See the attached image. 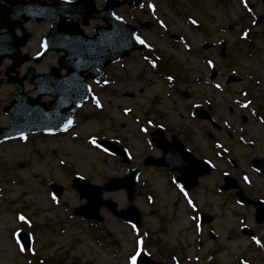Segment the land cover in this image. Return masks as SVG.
Listing matches in <instances>:
<instances>
[{
  "label": "rangeland",
  "instance_id": "374dc122",
  "mask_svg": "<svg viewBox=\"0 0 264 264\" xmlns=\"http://www.w3.org/2000/svg\"><path fill=\"white\" fill-rule=\"evenodd\" d=\"M103 1L95 0L97 8ZM114 12L137 28L143 48L107 66L101 82L88 79L89 98L67 130L0 143V264L47 258L62 264H131L135 251L164 264H264V220L258 223L255 206L237 195L264 201V173L250 165L264 158L260 0H143L139 7L124 5ZM102 24L92 18L82 28L92 35ZM28 30L34 34L26 51L34 53L47 26L32 23ZM60 54L45 55L37 71L56 66ZM157 54L177 65L180 78L170 80L157 70ZM5 66L1 63L0 76ZM231 74L238 79L228 81ZM13 89L0 86V126L8 123L3 107ZM200 108L211 120L200 117ZM157 127L211 164L191 190L175 186L166 168L142 165L145 157L161 155L149 138ZM102 138L121 145L128 162L101 148ZM128 167L140 169L132 203L141 212V228L104 208L101 223L73 215L86 202L71 186L74 176L102 185ZM224 175L233 177L237 188L222 190ZM102 196L118 210L128 205L124 190ZM21 214L29 219L22 221ZM200 214L211 221L200 223ZM31 223V249L22 251L12 232ZM244 227L251 234L243 233Z\"/></svg>",
  "mask_w": 264,
  "mask_h": 264
},
{
  "label": "water",
  "instance_id": "95a60500",
  "mask_svg": "<svg viewBox=\"0 0 264 264\" xmlns=\"http://www.w3.org/2000/svg\"><path fill=\"white\" fill-rule=\"evenodd\" d=\"M38 2V0H32L31 2L17 0L15 3H19L20 6H16L15 8L17 9H12L11 12H15L16 15L22 18L24 17V20L28 18L38 21L45 19L51 23V30L46 40V45L51 49L65 52V55L62 56L64 60L59 62L61 66L68 69V74L61 78L57 77L58 74L55 72L48 75L49 78L53 77L59 81L64 80L61 83L62 93L58 94V97L50 104L48 110L44 109L42 104L34 103L27 95L21 94V85H19V89L13 94L14 101L11 106L5 109L10 115V123L8 128H0V140L39 129L54 131L67 127L76 108L86 99L89 92V87L85 83V79L89 75L83 76L82 72L89 68H97L100 71V75L96 78L101 79L102 68L105 65L128 54L129 51L141 47V44L135 38V29L121 19L116 18L112 12L114 6L126 2L131 5H137L141 3V0H122V2L106 0L102 11H97L92 1L85 0L71 2L55 0L50 4ZM30 3L32 4L28 5ZM90 16L102 17L108 24L107 28L96 27L97 34L92 38L85 37L82 30L79 29V24H86ZM2 24L0 22V27ZM3 25L9 27V33L0 37V60L5 56L12 57L13 64L7 70V73H9L10 70L20 66L22 60H19L21 57L18 54L19 41L12 35L13 26L9 24ZM37 77L35 79L31 78L36 85L32 92L36 93L39 99L44 94L42 87L45 78ZM100 142L108 149L123 154L121 148L115 147L112 143ZM164 144L166 142L162 139L159 145L165 149ZM174 144L179 148V151H184L182 159L169 156L168 151L165 150L162 158L153 159L149 157L144 164L167 165L176 172L179 178H183L184 175L190 179L189 183L191 184H188L187 187H192L197 184L198 176L209 172L207 163L185 153L183 146L177 139H174ZM252 165L264 172V159H254ZM202 168L205 169L202 170ZM137 173V170H129L124 178L110 179L103 186L92 185L79 177L75 178L73 186L79 190L81 197H85L88 200L85 205L77 208L75 212L89 218L99 219L97 211L101 206L106 205L115 211L116 204L114 202L110 199L103 200L101 198L103 190L112 191L124 188L127 191L128 200L132 201ZM234 186H236L235 180L231 177H226L223 189H229ZM241 199L246 203L251 202L255 205L256 220L261 222L264 219V203L252 202L243 195H241ZM118 215L126 219H132L139 224V212L132 205H129L127 211H122ZM209 220L210 217H204V221ZM141 264L154 263L142 257Z\"/></svg>",
  "mask_w": 264,
  "mask_h": 264
},
{
  "label": "flooded vegetation",
  "instance_id": "af4514ba",
  "mask_svg": "<svg viewBox=\"0 0 264 264\" xmlns=\"http://www.w3.org/2000/svg\"><path fill=\"white\" fill-rule=\"evenodd\" d=\"M29 24H32V23H31V22H28V23L25 24V28H26V29H25V32H24V33H25V34H26V33H29V34H30V37H29V40H30V39L32 38L34 32L28 30V25H29ZM32 27L35 28V26H32ZM17 33L20 34L19 31H17ZM43 35H44V34H41V35L39 36V38H38L39 43L41 42V39H42Z\"/></svg>",
  "mask_w": 264,
  "mask_h": 264
},
{
  "label": "snow or ice",
  "instance_id": "6c2138e0",
  "mask_svg": "<svg viewBox=\"0 0 264 264\" xmlns=\"http://www.w3.org/2000/svg\"><path fill=\"white\" fill-rule=\"evenodd\" d=\"M193 23H195V21H193ZM136 39L139 40L140 43H142V44L144 43V41L140 40L139 37H136ZM217 87H219V85H217ZM145 131H146V129H145ZM137 255H139V253H137L136 255H133L131 257V264H137Z\"/></svg>",
  "mask_w": 264,
  "mask_h": 264
},
{
  "label": "bare ground",
  "instance_id": "6f19581e",
  "mask_svg": "<svg viewBox=\"0 0 264 264\" xmlns=\"http://www.w3.org/2000/svg\"><path fill=\"white\" fill-rule=\"evenodd\" d=\"M54 190H55L54 193H55L56 195H59L60 192H61V189H60V188H56V189H54Z\"/></svg>",
  "mask_w": 264,
  "mask_h": 264
}]
</instances>
